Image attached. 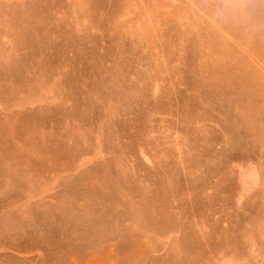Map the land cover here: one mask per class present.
Returning a JSON list of instances; mask_svg holds the SVG:
<instances>
[{"label":"rangeland","instance_id":"1","mask_svg":"<svg viewBox=\"0 0 264 264\" xmlns=\"http://www.w3.org/2000/svg\"><path fill=\"white\" fill-rule=\"evenodd\" d=\"M0 264H264V0H0Z\"/></svg>","mask_w":264,"mask_h":264}]
</instances>
